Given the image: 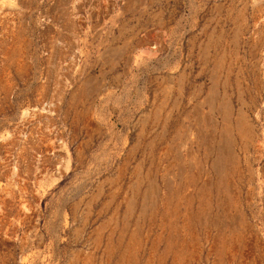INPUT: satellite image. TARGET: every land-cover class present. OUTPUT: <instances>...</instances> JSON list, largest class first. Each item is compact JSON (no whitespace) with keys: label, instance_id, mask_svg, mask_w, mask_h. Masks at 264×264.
I'll list each match as a JSON object with an SVG mask.
<instances>
[{"label":"rangeland","instance_id":"obj_1","mask_svg":"<svg viewBox=\"0 0 264 264\" xmlns=\"http://www.w3.org/2000/svg\"><path fill=\"white\" fill-rule=\"evenodd\" d=\"M0 264H264V0H0Z\"/></svg>","mask_w":264,"mask_h":264}]
</instances>
